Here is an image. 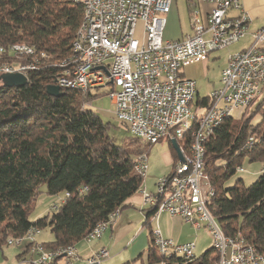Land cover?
I'll return each instance as SVG.
<instances>
[{
  "label": "trees",
  "instance_id": "1",
  "mask_svg": "<svg viewBox=\"0 0 264 264\" xmlns=\"http://www.w3.org/2000/svg\"><path fill=\"white\" fill-rule=\"evenodd\" d=\"M83 20V4L75 0H0V46H32L40 66L23 87H5L0 82L1 249L9 246L10 238L21 237L34 226L50 229L53 239L45 243L49 249L77 244L142 185L135 158L150 145L135 138L117 144L109 133L111 123L86 107L95 94L62 89L55 97L47 92L60 69L55 62L72 54ZM41 52L47 57H41ZM208 100L198 104L207 106ZM244 114L226 120L205 142V172L215 191L208 206L225 235L242 234L264 253V170L250 185L238 179L226 186L245 156L264 161V116L256 126L249 117L242 120ZM251 136L255 143L245 149ZM190 143L189 137L183 140L184 148L188 150ZM174 154L177 161L176 150ZM43 186L49 195L69 196L57 210L35 220L30 216ZM154 213L152 208L147 210L146 223ZM150 238L147 264H216L219 260L214 246L200 257L166 258L153 245L152 230Z\"/></svg>",
  "mask_w": 264,
  "mask_h": 264
},
{
  "label": "built area",
  "instance_id": "2",
  "mask_svg": "<svg viewBox=\"0 0 264 264\" xmlns=\"http://www.w3.org/2000/svg\"><path fill=\"white\" fill-rule=\"evenodd\" d=\"M204 1L213 7L206 16L199 11L192 12V33L182 39L169 40L164 38V31L174 0H86L87 31L84 35H77L76 55H69L61 63L55 62L60 69L54 84L61 90H72V83L80 82L81 92L92 94L109 87L108 95L115 105V116L126 124L136 139L144 137L143 145H146V137L154 132H164V139L170 143L176 140L182 145V164H175L172 172L157 183L156 192L148 191L145 184L148 154L143 152L135 158V170L143 180L139 191L145 205L155 210L151 217L168 212L181 216L196 229L204 226L212 234L213 243L226 248L223 261L216 264H264V253L244 235H236L235 245H228L226 238L218 234L214 215L207 203L208 187L202 174V163L206 162L202 132L211 129L219 115L239 118L264 94V27L252 33L249 47L230 54L221 71L219 86L210 92L208 105H199L197 82L183 76V69L205 61L212 52L243 39L251 22L241 0ZM139 20L143 21L141 40L135 36ZM23 54H32L31 65L17 63V56ZM38 57L33 47L0 46V75L20 73L30 81V73L40 67ZM41 57L47 55L41 52ZM194 102L198 110L193 109ZM85 103L86 107L91 105ZM172 121H179V128H172ZM190 123H197V131H190ZM188 137L191 143L187 150L183 140ZM254 143L251 136L244 148L251 149ZM188 161H195L193 175L175 177V169ZM237 171L243 172V166H238ZM68 196L69 193L56 196L50 211L57 210ZM119 212L117 209L110 214L114 215V221ZM112 224L100 222L84 240L91 242L100 238ZM41 231L40 227L34 226L30 233L21 236V242H14V237L8 240V245L25 246L19 264H57L61 259L65 264L80 261L102 264L110 257L107 248L86 258L79 255L76 244L49 249L38 239ZM239 240H246V262L238 261ZM152 241L166 258L195 257V241L177 243L165 238L157 229L153 230Z\"/></svg>",
  "mask_w": 264,
  "mask_h": 264
},
{
  "label": "crops",
  "instance_id": "3",
  "mask_svg": "<svg viewBox=\"0 0 264 264\" xmlns=\"http://www.w3.org/2000/svg\"><path fill=\"white\" fill-rule=\"evenodd\" d=\"M177 1L178 0H174L172 9L170 13L167 15V25L164 31L165 39H169V40L182 39L186 35H189L192 33V25L190 26L189 29H184L181 26V24L178 22L177 17L175 18L174 16L175 8H177ZM241 2H242L243 9L245 10V12L251 16L249 32L243 39L234 43L232 45V46L235 45L234 47L230 45L228 48H225L229 50L227 52V57H226L227 59L225 60L224 64L221 67L220 75H219V83L218 84L215 83L214 87L219 86L220 84L221 71L227 65L230 54L249 47L252 43V33L264 27V0H241ZM187 3L190 7V10H189L190 16L192 12L194 11H199L203 16H206L208 12L211 10V8L213 7L211 3H207L204 0H187ZM219 51L212 52L207 58V60L205 61L193 63L189 66H186L183 69V76L193 79L197 82V80L193 78L194 76L193 68H196V66H200L202 63H207L208 60H210V58L213 57L216 53H219ZM211 90L209 91L207 95L201 97L199 85L197 83V102L202 99L208 98ZM159 143H161V141H159L156 144H159ZM154 145H151L148 149V152H147L148 158L152 154L151 150L153 149ZM174 151L175 150H173V147H171V144L169 142V148L167 151L162 150L160 154H156L161 157L164 167L167 168L166 172L170 171L168 174L172 172L175 164L178 162V160H180L178 157V160L176 161V156L174 154ZM150 192H156V191L150 190ZM148 209H149V206L145 205L141 192L137 191L133 196H131L124 202V204L122 205L120 209L119 215L116 218V220L113 222V224L109 226L103 232L100 238H97L91 241L92 243L94 241H98L95 247L90 245L92 244L91 242H87L85 240H82L76 244L79 255L82 258H86L87 256L91 255L95 251H98L102 248H107L110 251V257L107 258L102 264H132V261L137 260L143 254V252L148 249L150 241H151L150 232H149L147 243L145 246L140 247L135 244L137 231L133 227V224L136 221L139 222L140 219L142 220L143 225L138 231V233L139 232L141 233L142 231H144L145 226H148V227L150 226V231L157 229L161 232V234L165 238L172 239L177 243H184V242L191 241L189 239L193 232H189V230H195V232H197L198 234L201 233L199 231L206 230L204 227H201L200 229H196L191 223L187 222L181 216L171 215L168 212H161L157 214L156 217H151L149 221H147L149 223L148 225V223H146L147 218L145 215ZM38 239L41 242L46 243L53 239V235L51 233L45 234V232L42 230L38 236ZM124 239H127L125 246L122 248L116 247ZM195 242L197 244V249H198V243L197 241ZM211 247H213V244L211 245ZM24 249H25V246L21 248H17V253H16L17 261L15 262V264H19L18 260L22 257ZM113 250L115 252H112ZM24 256H27V254H25ZM3 257L4 259L7 258L4 254H3ZM57 264H65V262L63 259H61L57 262ZM75 264H87V263L85 261H80V262H76Z\"/></svg>",
  "mask_w": 264,
  "mask_h": 264
},
{
  "label": "rangeland",
  "instance_id": "4",
  "mask_svg": "<svg viewBox=\"0 0 264 264\" xmlns=\"http://www.w3.org/2000/svg\"><path fill=\"white\" fill-rule=\"evenodd\" d=\"M189 10L190 7L187 3V0L177 1V8H175L174 16L175 18L177 17L178 22L181 24V26L184 29H189L191 26L190 24L191 17H189L190 16ZM234 12L236 13V11ZM135 36L140 40L143 37V21L141 20H139L137 23ZM228 51H229L228 49H222L221 51H219V53L215 54L216 56L214 55L213 57H211L207 63H202L200 66H196V68H193V75H194L193 78L197 80L201 97L207 95L212 88L215 89L218 87V86L214 87V84L219 83L220 70L225 60L227 59L226 57ZM108 90L109 87H103L99 89L98 93H95L93 99L89 101L91 105L88 106V108L96 111L105 122L111 123V128L109 133L115 139L117 144L122 145L127 140H131L135 137L132 135V132L128 130L126 124H122L115 116L114 114L115 105L113 104L111 98L108 95ZM262 98L263 99L261 100L262 102L261 106L251 114V110H253L256 107V104L258 102L257 100L251 106V108L244 114V116L241 117L242 120H245L249 117L250 123L252 124L253 122L254 123L253 125L256 126L261 121H263L261 116H264V94ZM193 109L198 110L196 106V102H194L193 104ZM237 116L238 113L236 112L235 117ZM137 139L141 142V144H144V138L137 137ZM161 139H163L161 143L156 145L150 144L149 141L146 140V145H154L153 149L151 150L152 154L148 158L149 168L145 179L146 186L148 187L149 191L150 190L156 191L157 183L170 172V171L166 172L167 168L164 167L161 157L156 155V154H160L162 150L167 151L169 148V141L167 139H164V137H162ZM187 154L189 155V152H187ZM242 166L244 168V171L236 172L232 176V178H230V180L227 182L226 184L227 187L235 185L238 179H242L245 185H250L253 182H255L259 174L263 171L264 161H260V160L250 161L249 157L245 156L242 160ZM41 190L43 192L40 193L39 196L37 197V200L35 202L34 208L30 216L32 219L35 220L45 216L51 210L52 204L56 199V196L49 195L48 193L45 192V186H43ZM142 225L143 223L141 219L139 222L136 221L133 224V227L137 231L135 244L140 247L146 245L148 234L150 232V226L149 227L145 226L146 228L144 227V231L138 233ZM43 231L45 232V234L51 233L50 229L48 228L44 229ZM189 232H193L189 240L197 241L198 243V249H196L195 251V257L202 256L211 247L212 244L214 246L213 236L208 229L199 231L201 232L199 234L195 232V230H189ZM126 240L127 239L122 240L116 247L118 248L124 247ZM97 242L98 241H94L93 243L91 242L92 244L90 245L95 247ZM23 246L24 245L22 246L9 245V246H5L2 249L0 248V264H15V262L17 261L16 259L17 248H21ZM112 252L115 251L113 250ZM3 254L7 257L6 259H4ZM18 261L20 262L21 259H19ZM147 263H148L147 250L144 251L143 254L137 260L132 261V264H147Z\"/></svg>",
  "mask_w": 264,
  "mask_h": 264
},
{
  "label": "bare ground",
  "instance_id": "5",
  "mask_svg": "<svg viewBox=\"0 0 264 264\" xmlns=\"http://www.w3.org/2000/svg\"><path fill=\"white\" fill-rule=\"evenodd\" d=\"M75 1L83 4V7H84V20L77 33V35H84L87 31V22H88V8L86 7V0H75ZM77 44H78V37L73 43L71 55H76ZM7 47H12L14 49H23V48H31L32 46H29L23 43L22 44L16 43V44L9 45ZM31 62H32V54H23V55L17 56V63H22V65H31ZM72 90L82 91V83L73 82ZM229 118H230L229 114L219 115V118H216L214 120V123L211 124V129H205L202 132V143H205L207 139L214 134L215 130L218 127H220ZM172 128H179V121H172ZM190 131H197V123H190ZM162 137H164V132H154L150 134L148 137H146V140H148L150 144H155ZM140 138H144V137H140ZM180 149L182 153V146H180ZM176 164H182V161L180 160ZM205 168H206V162H203L202 163V174L205 179V185L208 187V190H207V203H208L210 198L214 196L215 191L210 183L208 176L206 175ZM194 172H195V161H188L187 163L181 165L180 168L175 169V177L186 178L188 176H192ZM113 222H114V215H110L109 219L105 221V224H112ZM214 225H216L217 227L218 234L222 238H226L228 245H235V236L225 235L222 228L220 227V225L218 224L215 218H214ZM30 232H31V229L26 234ZM14 242H21V237H14ZM214 247L219 256L218 262H222L223 257H225L226 255V248L219 246L218 243H214ZM247 255H248V248H247L246 240H239L238 241V261L246 262Z\"/></svg>",
  "mask_w": 264,
  "mask_h": 264
},
{
  "label": "water",
  "instance_id": "6",
  "mask_svg": "<svg viewBox=\"0 0 264 264\" xmlns=\"http://www.w3.org/2000/svg\"><path fill=\"white\" fill-rule=\"evenodd\" d=\"M0 82L3 86L11 87V88L12 87H23L29 83L27 78L20 73L2 74V75H0ZM47 92L51 96H55V97H58L63 93L62 90L60 89V87L57 86L56 84L48 85ZM172 143H173V148L178 153L179 159L181 161H183L184 158H183V155L181 153V150H180L179 145L177 144L176 140H172Z\"/></svg>",
  "mask_w": 264,
  "mask_h": 264
}]
</instances>
